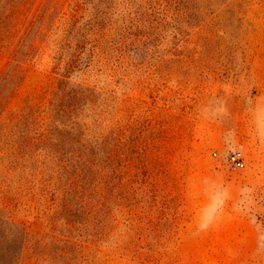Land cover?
Listing matches in <instances>:
<instances>
[{
	"label": "rangeland",
	"instance_id": "obj_1",
	"mask_svg": "<svg viewBox=\"0 0 264 264\" xmlns=\"http://www.w3.org/2000/svg\"><path fill=\"white\" fill-rule=\"evenodd\" d=\"M30 3L53 30L0 81V264H264V0Z\"/></svg>",
	"mask_w": 264,
	"mask_h": 264
},
{
	"label": "trees",
	"instance_id": "obj_2",
	"mask_svg": "<svg viewBox=\"0 0 264 264\" xmlns=\"http://www.w3.org/2000/svg\"><path fill=\"white\" fill-rule=\"evenodd\" d=\"M30 1L0 0V24L5 23L3 35L14 38V36L21 34L18 44L13 49L14 61L12 63L6 62L3 68H0L1 82L11 83L18 79L20 83H23L26 73L29 71L28 67H24L23 64L31 61L34 51H38L35 47L36 41L46 39L53 30L52 23L47 22L45 26L47 13L45 9H36L34 15L31 14L30 10L33 6ZM1 117L0 114L2 121Z\"/></svg>",
	"mask_w": 264,
	"mask_h": 264
},
{
	"label": "built area",
	"instance_id": "obj_3",
	"mask_svg": "<svg viewBox=\"0 0 264 264\" xmlns=\"http://www.w3.org/2000/svg\"><path fill=\"white\" fill-rule=\"evenodd\" d=\"M228 163L235 169H242L245 166L244 157L241 152H233L228 157Z\"/></svg>",
	"mask_w": 264,
	"mask_h": 264
}]
</instances>
